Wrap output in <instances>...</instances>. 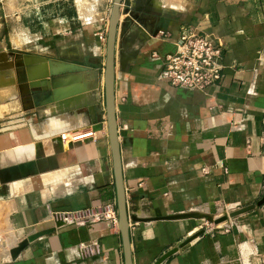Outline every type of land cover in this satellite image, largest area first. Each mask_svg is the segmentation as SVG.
I'll use <instances>...</instances> for the list:
<instances>
[{
	"label": "crops",
	"instance_id": "obj_1",
	"mask_svg": "<svg viewBox=\"0 0 264 264\" xmlns=\"http://www.w3.org/2000/svg\"><path fill=\"white\" fill-rule=\"evenodd\" d=\"M127 1L113 73L127 215L218 218L254 206L211 231L205 220L130 223L132 264H153L201 230L162 264H264V0ZM112 2L0 0V51L19 52L2 64L74 68L57 87L72 97L40 108L20 96L15 69L0 73V264H124L117 226L55 218L116 210L103 88ZM190 29L221 50V79L204 94L160 79Z\"/></svg>",
	"mask_w": 264,
	"mask_h": 264
},
{
	"label": "water",
	"instance_id": "obj_2",
	"mask_svg": "<svg viewBox=\"0 0 264 264\" xmlns=\"http://www.w3.org/2000/svg\"><path fill=\"white\" fill-rule=\"evenodd\" d=\"M121 4L125 5L126 7L129 6V2L127 0H113L110 10L107 35H106V45H105L103 88H104V105H105L107 136H108L109 148L111 153L112 174H113L114 188L116 193L117 229L120 234L124 264H132L130 243H129L130 223L153 222V221H178V220L194 219V220H205L209 224L219 225L221 223H224L228 219H233L239 215L251 211L254 208V206L242 208L240 210L230 212L218 218H214L211 215L197 213V212L175 214V215L163 216V217L147 219V220H142L134 216L127 215L126 206H125V194H124L122 173H121V163L119 157V146L117 141V127L115 121L114 95H113L115 34H116V28H117V22L119 18V11ZM6 50L7 52L0 51V73H5V72L9 73L12 69H15L16 83L22 86V88H20V96L31 97L32 107L40 108L53 103H59L68 100L72 97V92L63 93L57 90L59 83L63 81L59 79L60 75L64 73L61 70H65V72L70 73L71 70L74 69L72 66L63 65L62 66L63 69L60 70V69H54L55 67H52L51 64H49L48 68H45L44 66H33L30 63L32 61L30 59L25 60L24 63L22 64L21 63L18 64L16 62L12 64L11 63L2 64L1 62L3 60L7 59V61H10L9 59L11 57L19 54V52H17L16 50L11 49L10 46H7ZM40 60L39 62L43 64V62ZM18 68H23V72H21V74L17 71ZM263 203H264V196L256 204V206H260ZM56 226H59V224H57ZM47 233H49V231L40 234L39 233L34 234L22 240L16 248L11 250L10 256L15 257L21 250H23L27 246L28 243L32 242L37 237L45 235ZM202 234L203 231L201 230L196 234L192 235L187 240L182 242L178 247L167 251L153 264H162L172 255H174L178 251V249L185 247L187 244H189L190 242H192L194 239L201 236Z\"/></svg>",
	"mask_w": 264,
	"mask_h": 264
},
{
	"label": "built area",
	"instance_id": "obj_3",
	"mask_svg": "<svg viewBox=\"0 0 264 264\" xmlns=\"http://www.w3.org/2000/svg\"><path fill=\"white\" fill-rule=\"evenodd\" d=\"M220 60L221 50L209 38L191 29L184 30L179 36L176 50L162 60L160 79L174 88L204 94L221 79ZM61 139L64 140L65 136H61ZM202 173L205 174V170ZM55 218L74 225L104 220L110 227L117 226V213L113 206L61 214ZM202 227L204 230H212L207 222Z\"/></svg>",
	"mask_w": 264,
	"mask_h": 264
}]
</instances>
